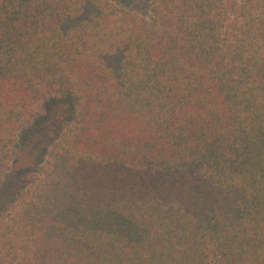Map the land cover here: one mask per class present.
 Listing matches in <instances>:
<instances>
[{
  "label": "trees",
  "instance_id": "16d2710c",
  "mask_svg": "<svg viewBox=\"0 0 264 264\" xmlns=\"http://www.w3.org/2000/svg\"><path fill=\"white\" fill-rule=\"evenodd\" d=\"M0 264H264V0H0Z\"/></svg>",
  "mask_w": 264,
  "mask_h": 264
},
{
  "label": "rangeland",
  "instance_id": "374dc122",
  "mask_svg": "<svg viewBox=\"0 0 264 264\" xmlns=\"http://www.w3.org/2000/svg\"><path fill=\"white\" fill-rule=\"evenodd\" d=\"M145 2V0H142ZM51 139L50 131L45 126L24 131L20 138V148L13 161L8 177L11 189L19 188L30 175L35 164L39 162L40 154Z\"/></svg>",
  "mask_w": 264,
  "mask_h": 264
}]
</instances>
